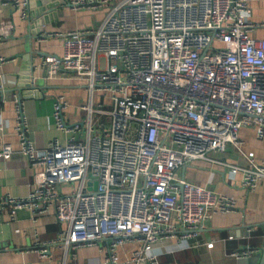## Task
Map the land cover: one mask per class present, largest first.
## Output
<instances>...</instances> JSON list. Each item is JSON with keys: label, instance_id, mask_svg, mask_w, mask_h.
I'll return each mask as SVG.
<instances>
[{"label": "built area", "instance_id": "2783aa9c", "mask_svg": "<svg viewBox=\"0 0 264 264\" xmlns=\"http://www.w3.org/2000/svg\"><path fill=\"white\" fill-rule=\"evenodd\" d=\"M69 2L75 9L108 5L96 26L39 37L60 36V52L43 55L41 63L47 78H74L86 87L78 105L83 116L69 121L63 114L69 102L58 93L52 118L65 140L39 149L16 96L12 128L33 188L25 197L7 196L0 210L9 208L15 219L19 208L33 216L53 209L56 237L29 249L42 258L51 242L72 251L106 238L98 264H160L153 249L159 239L197 237L212 213L238 207L233 195L196 184L179 169L227 144L237 147L241 126L255 125L263 136L264 37L252 31L264 20L251 18L249 0ZM4 5L25 17L27 0H0ZM12 153L0 139V160ZM218 162L240 176L246 191L264 177V158L252 150L244 164ZM126 240L137 246L120 260L115 249ZM257 250L247 245L230 254Z\"/></svg>", "mask_w": 264, "mask_h": 264}, {"label": "crops", "instance_id": "0c3cea01", "mask_svg": "<svg viewBox=\"0 0 264 264\" xmlns=\"http://www.w3.org/2000/svg\"><path fill=\"white\" fill-rule=\"evenodd\" d=\"M63 1L50 10H40L41 4L34 2L31 6L27 0L25 17L21 16L18 7L0 6V56L10 58L0 62V139L10 143L13 149L9 159L0 160V201L7 196L25 197L33 188L30 169L12 128L16 96L20 95L26 115L27 135L39 149L53 138L64 142L66 137V133L53 123L54 97L58 93L64 94V89L73 88L70 90L76 93L70 97L72 100L81 97L83 102L87 99V89L80 81L46 77L41 57L60 52V36L49 34L43 39L39 37L45 32L96 26L108 5L75 9L70 5V0ZM249 4L251 18L264 20V0H249ZM252 36L264 37V24L256 26ZM28 55L34 65L33 79L39 85L35 88H31L29 82L22 81ZM80 103L73 108H68V105V109L64 110L63 114L69 121L82 118L83 111L78 108ZM254 129L255 125L241 126L237 147L227 144L224 151H210L209 159L196 158L179 169L180 174L196 184L233 195L238 207L235 211L212 213L199 226L197 237L159 239L153 249L160 264H257L259 250L240 256L231 255L230 252L247 245L260 248L262 244L264 177L257 181L254 190L246 191L240 184V176L232 175L227 166L218 162L244 164L245 154L250 150L256 159L264 158V125L262 137H258ZM59 226L51 208L36 216L28 208H19L15 219H11L9 208L0 210V264H98L106 256V238L97 244L83 245L72 251H64L51 242L47 245V258L40 257L35 250H29L35 247L36 242L54 239ZM209 241L213 244L207 247L205 243ZM136 246V242L131 240L118 244L115 250L119 259L129 260Z\"/></svg>", "mask_w": 264, "mask_h": 264}, {"label": "water", "instance_id": "95a60500", "mask_svg": "<svg viewBox=\"0 0 264 264\" xmlns=\"http://www.w3.org/2000/svg\"><path fill=\"white\" fill-rule=\"evenodd\" d=\"M34 2L38 3V4H41L39 7H40V10H50L52 7H54L55 5L59 3H63L64 1L61 0L58 1V2H51L49 0H41V1H34V0H29V4L32 6L34 4ZM28 61L26 60V69H24V76L22 77V81L24 82H29L28 85L31 86V88H35L37 86H39L35 80L33 79V70H34V65L32 63V61H30V57L28 55ZM259 254H258V262L257 264H264V234H263V241H262V244L259 248Z\"/></svg>", "mask_w": 264, "mask_h": 264}, {"label": "rangeland", "instance_id": "374dc122", "mask_svg": "<svg viewBox=\"0 0 264 264\" xmlns=\"http://www.w3.org/2000/svg\"><path fill=\"white\" fill-rule=\"evenodd\" d=\"M100 63H103L102 59H100ZM45 72H46V70H45ZM70 89H73V88L64 89V96L69 102V107L68 108H73L78 103H80L82 99H81V97L80 98L78 97L75 100H72L70 97H74L76 92L74 90H70ZM68 108H66L65 110H67ZM254 132L256 133L255 129H254ZM244 146H245V144L242 145L243 148H244Z\"/></svg>", "mask_w": 264, "mask_h": 264}, {"label": "trees", "instance_id": "16d2710c", "mask_svg": "<svg viewBox=\"0 0 264 264\" xmlns=\"http://www.w3.org/2000/svg\"><path fill=\"white\" fill-rule=\"evenodd\" d=\"M248 235V234H247ZM262 240H263V233H262ZM262 240H261V243H262ZM261 245V244H260Z\"/></svg>", "mask_w": 264, "mask_h": 264}]
</instances>
